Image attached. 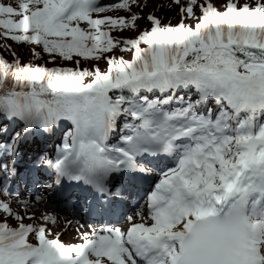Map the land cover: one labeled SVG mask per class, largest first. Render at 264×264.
<instances>
[{
    "label": "snow or ice",
    "instance_id": "6c2138e0",
    "mask_svg": "<svg viewBox=\"0 0 264 264\" xmlns=\"http://www.w3.org/2000/svg\"><path fill=\"white\" fill-rule=\"evenodd\" d=\"M172 4L176 24L133 12L147 6L141 0H0V39L41 49L32 47L22 63L11 45H0L13 57L0 55L5 181L16 174L21 144L51 137L61 121L71 127L55 157L31 164L58 185L123 200L122 188L108 187L114 174L150 176L154 161L174 163L147 193V215L137 207L126 228L80 225L81 243H63L52 231L57 217L35 214L42 197L17 199L18 209L0 200V264H264V0ZM114 9L129 15H101ZM141 19L150 27L142 29ZM126 30L136 34H111ZM117 49L132 58L109 55ZM42 54L46 63L76 67L33 63ZM82 60L97 63L81 68ZM121 117L127 123L118 130Z\"/></svg>",
    "mask_w": 264,
    "mask_h": 264
},
{
    "label": "rangeland",
    "instance_id": "374dc122",
    "mask_svg": "<svg viewBox=\"0 0 264 264\" xmlns=\"http://www.w3.org/2000/svg\"><path fill=\"white\" fill-rule=\"evenodd\" d=\"M5 2H8V0H5ZM212 2L218 8H220L221 5L224 3V0H212ZM241 2H243V0H241ZM141 3H146L147 6L143 7V8H137L135 5L132 6L133 12H138L141 17H146V15H148L149 13H152L155 16L161 18L164 23L171 21L172 24H176L180 20L178 7L175 4H172V0H141ZM168 5H171V7L169 8ZM101 15L128 16L129 13H127L125 10L114 9V10H109L106 13H103ZM138 23L142 29L144 27H150V25L147 23V21L145 19L139 20ZM187 23H191L194 25L196 23V21L189 20V21H187ZM111 34L113 36H118V37L123 39V38H127V37H132L136 33L132 32L131 30H126V31H122V32L121 31H113ZM12 49L15 51L14 47H12ZM109 55H114L117 57L123 56L122 53L118 49L115 50L114 52L110 53ZM3 196H5V195H3ZM26 197H28V198H26ZM35 197L36 196H33L30 192L26 191L25 193L22 192V194H20V197H17V199L23 200V199H29L30 198L31 201H34L33 202L34 204H37ZM39 197H42V195ZM5 198H7V195L5 196ZM45 198H46V194H43L42 199L38 203V207H36L33 210V211H35V214L39 217L42 213L47 212V213H51L52 215L62 216L60 213L57 214L56 212L51 211L50 209L47 210V208H45L42 205L43 202L45 201ZM17 199H15V201H14V204H15L14 209H18V207H19L18 204L16 203ZM39 211H44V212H39ZM21 212H22V210H21ZM22 214H23V212H22ZM120 221L122 222L123 220H120ZM126 223H127V221L124 223V225H126ZM66 225H67V217H64V220L61 223V226L63 227ZM55 227H58V226H52V229H54ZM68 228L73 233V237L68 239L62 235V232H59V233H61L59 237L63 242L70 243V242H75V241L81 240L80 235L76 232V228L74 226V223H72L71 226H68ZM52 231H53V233L56 232L54 230H52Z\"/></svg>",
    "mask_w": 264,
    "mask_h": 264
},
{
    "label": "trees",
    "instance_id": "16d2710c",
    "mask_svg": "<svg viewBox=\"0 0 264 264\" xmlns=\"http://www.w3.org/2000/svg\"><path fill=\"white\" fill-rule=\"evenodd\" d=\"M9 44L11 45V51L17 53L19 60L22 63H27L29 60L32 59V55H31V51L30 49L32 47L36 48V51H41L39 46H30L28 44H23V43H16L13 42V44L11 43V41L8 40H4V39H0V45L3 44ZM12 47L15 48V51L12 49ZM119 50V49H118ZM120 51V50H119ZM123 55V58L125 60H130L132 58V52H122L120 51ZM0 55L3 56V58L9 62H11L13 60L12 55L10 54L9 50L5 49V48H0ZM43 55V54H42ZM48 56L47 55H43L42 59L39 60H33V63L36 64H40V65H46L47 67H53V66H60V67H72L75 68L76 65L70 61H63L58 59L56 61V64L53 65L52 63H46L48 61ZM94 63H97L95 61H81L80 67L81 68H91L93 66ZM99 64V68L103 71L107 69V63L104 60H100L98 62ZM9 81H11V75H9Z\"/></svg>",
    "mask_w": 264,
    "mask_h": 264
},
{
    "label": "bare ground",
    "instance_id": "6f19581e",
    "mask_svg": "<svg viewBox=\"0 0 264 264\" xmlns=\"http://www.w3.org/2000/svg\"><path fill=\"white\" fill-rule=\"evenodd\" d=\"M260 119H262V120H264V116H261L260 117ZM39 193H37L39 196H41L42 195V197H43V194H44V191H38ZM8 196V200H12V207L13 208H15V204H14V201H15V196L14 197H10L9 195H7ZM74 208L71 206V207H69V211L70 210H73ZM46 211V210H45ZM39 212H44V211H39ZM54 216H56L57 217V221H58V227H55L54 229H52V230H54V231H56V233L57 232H62V235L63 236H65L66 238H71V237H73V233L70 231V229L68 228V226L66 227V226H61V223L63 222V220H64V217H62V216H59V215H54ZM26 221V220H25ZM68 221H70V220H67V222ZM72 223H74V226H75V228H76V232L78 233V231H77V229L79 228V226L80 225H82V224H80V225H76V223L75 222H72ZM71 223V224H72ZM119 222L118 223H115L113 226H119ZM84 225V228L83 229H81V231H88L89 229H88V225H91L92 227H94V228H97V229H99V228H101L102 226H100V225H97V224H94V223H87V224H83ZM121 225V224H120ZM13 226V225H12ZM14 227V226H13ZM121 227V226H120ZM65 228H66V230H65ZM122 228H124L123 226H122ZM79 234V233H78Z\"/></svg>",
    "mask_w": 264,
    "mask_h": 264
}]
</instances>
